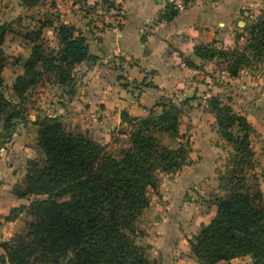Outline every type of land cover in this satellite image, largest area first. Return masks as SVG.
<instances>
[{
  "label": "trees",
  "instance_id": "1",
  "mask_svg": "<svg viewBox=\"0 0 264 264\" xmlns=\"http://www.w3.org/2000/svg\"><path fill=\"white\" fill-rule=\"evenodd\" d=\"M176 12L177 6L165 1L157 19L169 20ZM42 25L52 22L41 18L40 25L25 37L33 41ZM6 27L7 23H0V146L22 116L20 102L30 86L52 74L70 87L67 94L72 95L73 64L96 57L88 53L86 38L74 24L58 20L57 47L45 49L41 42L32 43L22 71L13 78L15 102L2 88ZM243 29L241 47L197 42L193 53L202 59H224L227 74L235 76L250 58H264V7ZM183 61L197 66L186 56ZM187 100L184 97L180 103ZM206 103L216 131L230 143V165L217 176L214 213L186 238L189 251L198 264H215L241 254L249 255L250 264H264V204L249 145L251 125L215 94L207 96ZM155 106L159 107L156 111ZM180 112L179 105L166 95L158 96L140 115L120 110L125 128L119 127L117 134L123 136L113 137L111 144L86 130L64 126L59 114H37L32 122L39 155L26 160L25 172L12 192L41 196L10 208L6 218L24 212L28 220L24 231L0 240V264H160L140 241L143 231L138 221L149 202L148 190L156 187L158 172L178 167L187 155L185 145L172 147L162 141L163 134L177 133Z\"/></svg>",
  "mask_w": 264,
  "mask_h": 264
},
{
  "label": "crops",
  "instance_id": "2",
  "mask_svg": "<svg viewBox=\"0 0 264 264\" xmlns=\"http://www.w3.org/2000/svg\"><path fill=\"white\" fill-rule=\"evenodd\" d=\"M115 1L119 3L117 4L119 9L105 14L104 19L99 16L95 21H88L84 17L71 20V23L76 25L85 36L88 53L96 56L93 61L83 59L77 63L79 67L83 66L81 71L83 82L73 96L69 94L66 96L69 103L75 105L72 115L78 116L82 121L91 122L102 135L110 129L117 130L121 124L120 110H125L131 115H140L145 113L146 107L152 105L160 95H168L172 92L176 93L178 98L196 95L197 98H189L187 103V106L195 104V107L192 106L185 111V115L184 113L181 115L193 124V127L187 130L190 142L188 153L192 155L209 152L212 147L214 148L210 137L215 132L204 127L205 119L208 120L207 124H210L214 118L213 113L207 108L206 97L230 89L232 85L228 87V84H232V79L235 77L228 76L222 65L218 70L219 76L226 75L230 83L218 85L209 80L205 71L211 66L224 63L225 60L216 58L221 62H214L215 58L202 59L196 56L192 49L197 42H212L213 45L222 48H228L235 43L234 35L230 34V3H235L236 0ZM165 1L174 3L177 12L169 20H158L157 14L163 8ZM232 8L237 9V6L234 5ZM141 35L144 36L143 40L140 38ZM184 56L197 66H187L183 61ZM235 76L242 77L243 81L246 80V74L242 69ZM240 86L243 88L241 102L245 104L246 99L250 98L251 89L249 90L246 82ZM257 97L254 99L255 102L259 99V96ZM261 97L264 101L263 91ZM60 99L58 97L53 101ZM44 108L47 110L46 106ZM69 108L72 110L73 107H67ZM246 108L248 111L251 109L250 106ZM61 110L65 109L57 108L55 113L58 114ZM238 111L242 112L240 108ZM249 115L250 112L246 113L247 120ZM251 115L253 117L254 113ZM198 125L204 129L198 130ZM114 134H117V131ZM256 159L259 161V166L264 168V151L260 154L256 152ZM199 161L189 162V166L193 167V171L189 174L175 171V176L164 178L157 187L162 202L150 201L138 221L143 231L141 238L150 243V248L155 253L153 256L159 259L160 264H197L195 258L190 255L186 240L190 235L184 236L174 226L172 220L166 226L164 216L167 207L169 209L173 207L171 219L181 216L185 209L190 207L194 208L190 212V220H194V224L196 221L199 223L201 214H197L198 208L195 202L190 201L193 197L189 201L175 202L172 199H175L176 194L171 192L179 190L183 178L187 183H191L194 189H199V185L206 180L198 173L203 167ZM211 163L215 164L214 159ZM178 173L182 177L176 176ZM209 181L214 185L212 176ZM212 191L216 192V190ZM172 195L174 197L171 199ZM12 197L14 198L11 201L12 205L25 203L19 197ZM172 203L178 206L175 208ZM214 209L215 205L211 202L210 216L214 213ZM2 252L0 247V254ZM1 264L11 263L4 261Z\"/></svg>",
  "mask_w": 264,
  "mask_h": 264
},
{
  "label": "rangeland",
  "instance_id": "3",
  "mask_svg": "<svg viewBox=\"0 0 264 264\" xmlns=\"http://www.w3.org/2000/svg\"><path fill=\"white\" fill-rule=\"evenodd\" d=\"M179 1L182 2V0ZM108 2H111V5H109ZM117 4L119 3H116L115 0H108L107 3L101 2V0H36L31 4H26L22 0H0V23H7L2 41V48L5 55V63L2 68V88L6 97L12 101L18 102V98L11 89V83L15 75L22 71L23 60L27 56L32 43L41 42L42 47L45 49L57 47L55 25L58 20H66L63 22L71 23V20L74 21L83 17L88 19V21L98 20L99 16H102V19H104L105 14H110V12L119 9ZM230 4V34L231 36L232 34L234 35V41H236L228 47L229 49L244 45L246 34L243 29L244 25L258 15L259 11L264 7L263 0H236L235 3L231 2ZM234 5L237 6V9L232 8ZM41 18L50 19L52 25H42L38 37L33 41H30L25 37V34L31 29L37 28L40 25ZM213 61L221 62L216 58ZM77 63L73 64L71 68V76L73 77L71 80V83L73 84V94L83 82L81 76L83 74V72L81 73L83 66L79 67ZM222 65L224 67L225 62L220 65L211 66V68L209 67L208 70L205 71L209 80L218 85H224V83L228 84V82L230 83V81L226 79V75L219 76L220 73L218 70ZM241 69L246 74V80L243 81L242 77L234 76L235 78L232 79L233 83L228 84V87L232 85L230 89L213 94L220 97L223 102H227L234 112L242 114L245 118L246 113L250 112L249 120L246 119L252 128L249 132V145L253 152L255 171L258 174L259 187L262 191V202L264 204V168L259 166V161L256 159V152L260 154L264 151V101L262 97L260 98V94L262 91L264 92V58L256 59L252 57L247 63L241 66L238 72L241 71ZM245 82L248 84L249 90L251 89V91L249 93L250 98L246 99L245 104H243V102H241L243 100L240 98L243 88L240 84ZM260 84L261 87L259 88ZM68 88L70 87L67 84L57 82L52 74L43 75L34 85L30 86L25 93L24 99L20 102L22 116L13 125L10 136L0 146V240L7 239L16 232H22L26 227L28 217L24 212H19L11 218H6V216L9 214L11 207L21 204H11V201L14 199L12 196H16L12 192V186L17 183L24 174L26 160L28 158H36L39 155L36 145V125L32 122L37 114H57L55 113L57 108L62 107V109L65 110H61L58 114L60 115V119L64 126L70 129L86 130L102 142L108 141L110 144L112 143L111 139L113 137L120 139L123 136L120 134H114V132L117 131L114 128L106 131V134L101 135L97 130V127L91 124V122H88L87 120L82 121L78 116L76 117L75 115H72L75 105H71L66 97ZM166 96L170 97L179 105L181 112L178 116L177 133L163 134L162 141L172 147L177 146V144H183L189 150L190 142L187 130L193 127V124H190L189 120H185L181 115L182 113L185 115V111L191 109L192 106L195 107V104L187 106L188 100L185 103H180L183 97L178 98L174 92ZM257 96H259V99L255 102L254 99H256ZM58 97L61 99L56 102L53 101ZM192 97L197 98L196 95L187 98L189 99ZM44 106H46L47 110ZM69 106L73 107L72 110L71 108L67 109ZM246 106H250L251 111H248ZM207 108L209 110L208 106ZM238 108H240L242 112H239ZM154 109L156 111L159 107L155 106ZM251 113H254L253 117H251ZM260 114L262 115L260 116ZM204 121L205 129L214 130L215 132L212 134V137H210L212 145L214 143V148L212 147L211 150L205 152V154L193 153L192 155H189L187 152L185 159L181 161L178 167L168 170H160L158 172L156 187L148 190L149 202H162L161 194L157 189L159 183L164 178L168 179L169 177L175 176V171H182L189 174L193 171V167L189 166V162L200 160L199 162L203 167L198 170V173L206 178V180H203L204 183L199 185V189H194L192 184L187 183L183 178L181 181L182 186L178 187L179 190L176 189V191H171L173 192L172 194H176L174 200L172 199L174 196H171L172 201L175 202L189 201L190 198L193 197L190 201H194L195 205H197L198 213L196 210L195 212L198 215L201 214V217L198 220L199 223L196 221L194 224V220H190V212L194 210V208L192 209L190 207L185 209V212L182 213L181 216H176V218L172 219L171 217L174 211L173 207L170 209L167 207L164 216L166 226L171 220L174 221V226L177 227L184 236L188 234L191 236L193 234L192 232L198 230L201 223H206L209 220H207V218L210 216V204L214 194L212 190L219 192L217 176L225 171L230 165L228 158L230 156L229 153L231 152L230 143L225 141L216 131L214 118L210 124H207L208 120L205 119ZM121 126L125 128V123L119 124L117 129ZM99 128L102 129V127ZM202 129L204 128L198 125V130ZM0 131H2L1 123ZM212 159L215 161L214 165L211 163ZM176 176L182 177L179 173ZM211 176L214 180V185L209 181ZM36 196L41 195L29 194L16 197H19L21 201L27 203L30 199ZM172 204L175 208L178 206L174 205L175 203ZM3 211L4 213H2ZM143 225L145 224L143 223ZM138 226H140V224H138ZM3 232L4 237L9 233L11 234L4 238ZM140 241L148 245L147 251L153 256L155 253L151 250L150 243L142 238H140ZM179 253L181 254V251ZM215 264H250V257L248 254H241L226 260H218Z\"/></svg>",
  "mask_w": 264,
  "mask_h": 264
},
{
  "label": "water",
  "instance_id": "4",
  "mask_svg": "<svg viewBox=\"0 0 264 264\" xmlns=\"http://www.w3.org/2000/svg\"><path fill=\"white\" fill-rule=\"evenodd\" d=\"M159 1V0H158Z\"/></svg>",
  "mask_w": 264,
  "mask_h": 264
}]
</instances>
